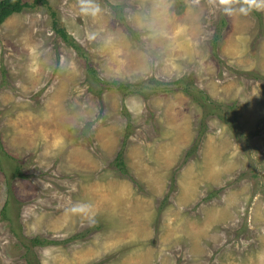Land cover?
Instances as JSON below:
<instances>
[{
	"label": "rangeland",
	"instance_id": "rangeland-1",
	"mask_svg": "<svg viewBox=\"0 0 264 264\" xmlns=\"http://www.w3.org/2000/svg\"><path fill=\"white\" fill-rule=\"evenodd\" d=\"M22 2L0 24V264H264V0Z\"/></svg>",
	"mask_w": 264,
	"mask_h": 264
},
{
	"label": "trees",
	"instance_id": "trees-1",
	"mask_svg": "<svg viewBox=\"0 0 264 264\" xmlns=\"http://www.w3.org/2000/svg\"><path fill=\"white\" fill-rule=\"evenodd\" d=\"M25 5H26V3L22 2V0H0V24L5 19V17L10 15L11 13L19 12ZM58 32L64 40H67V35L62 29H58ZM89 70L91 73H94V70L92 68H89ZM94 80H95V83L99 87H101V88H114L117 91H119L123 96H125L128 93H137L138 92L137 87H139L141 85L139 83H136V84L130 83V82L124 83V82H121L118 80H111V81L106 82V81H104L98 77H95ZM150 80H152V78H150L148 81H150ZM184 80H185V77H181L179 79L174 80L172 83L175 85H178V87H180V84L185 83ZM146 82H147V80H146ZM155 83L160 84V82H158V81H155ZM183 89L185 92L189 90L186 86H184ZM140 92H141V94H143V91H140ZM189 94L194 101H197L201 105V107L203 106V108L206 109L207 104L205 103V100L203 99V98H206L205 96L204 97H203V95H200L201 97L195 96V94L192 92L191 93L189 92ZM200 98H202V100ZM204 127H205V125H204ZM204 127H203V130H204ZM115 163H116V166H118L122 172L125 171L124 170L125 165H124V161H123L122 150H119L117 152V154L115 156ZM16 170H18V169L16 168ZM48 242H49V240L41 239L39 237H33V238L29 239V243L27 244L26 247L28 250H30L32 246H36V245L42 246Z\"/></svg>",
	"mask_w": 264,
	"mask_h": 264
}]
</instances>
